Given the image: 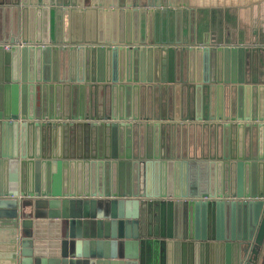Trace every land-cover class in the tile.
I'll return each mask as SVG.
<instances>
[{
	"label": "water",
	"instance_id": "1",
	"mask_svg": "<svg viewBox=\"0 0 264 264\" xmlns=\"http://www.w3.org/2000/svg\"><path fill=\"white\" fill-rule=\"evenodd\" d=\"M50 6L94 22L54 36ZM177 9L0 0V264H123L129 241L132 264H264V47L155 36ZM202 161L214 180L179 193ZM80 220L88 263L69 253Z\"/></svg>",
	"mask_w": 264,
	"mask_h": 264
},
{
	"label": "crops",
	"instance_id": "2",
	"mask_svg": "<svg viewBox=\"0 0 264 264\" xmlns=\"http://www.w3.org/2000/svg\"><path fill=\"white\" fill-rule=\"evenodd\" d=\"M166 1V2H164ZM173 3V13L178 11L180 8L182 13L171 14L165 18L164 24L159 20H154V34L155 36H163L167 39L168 36H172L173 39L183 38L184 32H190L191 29L197 31V35L204 34V39H209L212 35L216 39H223L227 31L230 34L238 35L247 34L249 41L264 47V0H160V3L167 5V2ZM163 9V6H161ZM170 9V8H169ZM52 15V31L54 36L60 34L62 31L68 30V33L72 29L83 30L88 28L94 22L93 16L86 13H75L72 14L71 19L66 21V16L58 15L55 11L57 7L50 6L48 8ZM171 10V9H170ZM186 11V12H185ZM48 19V15H47ZM65 20V22H64ZM119 22V20H117ZM116 21V23H117ZM118 24H116V27ZM124 30L126 24H124ZM147 28V22L145 23ZM65 28V29H64ZM76 33V31H75ZM147 33V31H146ZM261 43V44H260ZM255 44V45H256ZM175 142L181 143L180 138L176 139ZM152 147H155L153 143ZM202 167L194 172L188 173V178L179 177L176 179L180 189L179 193L202 191L206 190L210 179L213 181L214 177L210 174L205 161H202ZM162 168H158L151 173L149 178L150 185L154 192L158 191L162 195L163 192L168 190V179L165 181L166 173ZM168 178V177H167ZM178 187V188H179ZM186 190V191H185ZM183 195V194H180ZM51 201L46 200L45 203L48 205ZM60 206L62 207V203ZM111 203L108 199H94L88 200L87 205L95 206L105 204L109 206ZM86 204V203H85ZM33 205L26 207V212L31 211ZM162 217H158L161 219ZM80 220L77 223V238L70 240V257L73 256L74 260H81L85 263L92 261L90 259L91 251L89 252L86 248V243H90L95 235H97V225L95 222H87ZM90 241V242H89ZM90 259V260H89ZM100 259V258H98ZM92 263V262H91Z\"/></svg>",
	"mask_w": 264,
	"mask_h": 264
},
{
	"label": "rangeland",
	"instance_id": "3",
	"mask_svg": "<svg viewBox=\"0 0 264 264\" xmlns=\"http://www.w3.org/2000/svg\"><path fill=\"white\" fill-rule=\"evenodd\" d=\"M126 241H129V240H126ZM127 243H129V244H131V242L129 241V242H126V244ZM126 244H125V246L122 248V252H121V255H122V257H128V258H130L131 257V259L132 260H126L125 262H122L123 264H132L133 263V261H134V259L136 258V250H134L133 249V252H132V254H129V249H128V247L126 246Z\"/></svg>",
	"mask_w": 264,
	"mask_h": 264
},
{
	"label": "built area",
	"instance_id": "4",
	"mask_svg": "<svg viewBox=\"0 0 264 264\" xmlns=\"http://www.w3.org/2000/svg\"><path fill=\"white\" fill-rule=\"evenodd\" d=\"M5 48H6V49H9V48H10V45H8V44L5 45Z\"/></svg>",
	"mask_w": 264,
	"mask_h": 264
}]
</instances>
